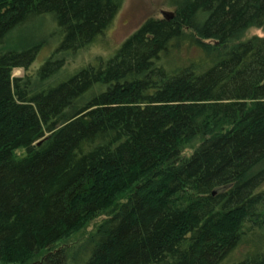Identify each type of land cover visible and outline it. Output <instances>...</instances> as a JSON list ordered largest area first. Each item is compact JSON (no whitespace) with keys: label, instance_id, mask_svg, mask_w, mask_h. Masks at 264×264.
Masks as SVG:
<instances>
[{"label":"trees","instance_id":"1","mask_svg":"<svg viewBox=\"0 0 264 264\" xmlns=\"http://www.w3.org/2000/svg\"><path fill=\"white\" fill-rule=\"evenodd\" d=\"M123 1L0 0V264H264V0H167L54 84Z\"/></svg>","mask_w":264,"mask_h":264},{"label":"rangeland","instance_id":"2","mask_svg":"<svg viewBox=\"0 0 264 264\" xmlns=\"http://www.w3.org/2000/svg\"><path fill=\"white\" fill-rule=\"evenodd\" d=\"M167 0H124L122 5L114 17L108 28L99 35L91 44L87 47L80 49L74 55H64L65 63L59 69V71L51 79L54 84L68 79L71 75L77 72L80 68L86 66L90 63H95L96 59L103 58L104 60L109 58L115 49L126 39L133 31H135L146 19L153 17L159 18L171 8L167 5ZM38 27L42 28V24L46 25V20L40 22ZM47 29L38 30V32H33L30 36L26 34L20 38L30 40V37H36L44 33L45 43L41 47L36 59L30 66L28 73H32L35 69L45 61V59L50 55L54 46L56 45L55 35L50 36ZM29 35V36H28ZM261 36L264 37V32L261 28L251 27L249 28L243 38H248L251 36ZM195 55V51L192 52ZM23 68L13 69L12 75L22 76L25 74ZM103 217H99L85 227L79 225L75 230H72L67 240H64L65 244H78L83 242L89 233L93 231L95 226L100 223Z\"/></svg>","mask_w":264,"mask_h":264},{"label":"water","instance_id":"3","mask_svg":"<svg viewBox=\"0 0 264 264\" xmlns=\"http://www.w3.org/2000/svg\"><path fill=\"white\" fill-rule=\"evenodd\" d=\"M215 191H213L212 193L214 194Z\"/></svg>","mask_w":264,"mask_h":264}]
</instances>
